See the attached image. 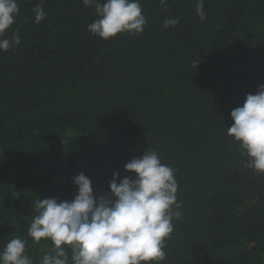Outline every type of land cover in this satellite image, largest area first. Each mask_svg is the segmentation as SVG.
I'll return each mask as SVG.
<instances>
[{"label": "trees", "instance_id": "1", "mask_svg": "<svg viewBox=\"0 0 264 264\" xmlns=\"http://www.w3.org/2000/svg\"><path fill=\"white\" fill-rule=\"evenodd\" d=\"M17 3L6 35L20 44L0 51V251L20 237L41 264L54 246L28 236L38 198L70 201L80 173L107 195L150 148L182 202L161 264H264V174L226 129L264 84V0H203V21L197 0H140L143 32L110 39L88 30L82 0Z\"/></svg>", "mask_w": 264, "mask_h": 264}, {"label": "clouds", "instance_id": "2", "mask_svg": "<svg viewBox=\"0 0 264 264\" xmlns=\"http://www.w3.org/2000/svg\"><path fill=\"white\" fill-rule=\"evenodd\" d=\"M82 2L94 7L97 19L87 27L102 39L125 32L140 34L146 26L140 0ZM160 3L167 6V0ZM32 11L35 23L44 20L42 4ZM19 12L17 0H0V51L20 44L18 31L6 35ZM196 14L201 21L206 19L203 0H197ZM178 22L166 18L163 24L168 28ZM230 118L233 123L226 128L227 135L246 155L245 167L264 174V84L256 94H247L242 106L231 110ZM124 169L134 178L126 176L118 183L119 173L114 172L107 195L96 196L91 179L80 173L72 177L76 194L70 201L38 198L28 236L35 243L50 240L54 246V254L46 253L41 264H69V260L71 264H161L165 260V241L174 231L173 221L182 219L175 170L161 163L157 151L150 148ZM25 248L24 239H11L0 251V264H32Z\"/></svg>", "mask_w": 264, "mask_h": 264}]
</instances>
